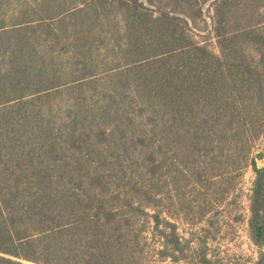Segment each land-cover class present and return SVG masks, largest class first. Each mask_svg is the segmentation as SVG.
Masks as SVG:
<instances>
[{
	"label": "trees",
	"instance_id": "1",
	"mask_svg": "<svg viewBox=\"0 0 264 264\" xmlns=\"http://www.w3.org/2000/svg\"><path fill=\"white\" fill-rule=\"evenodd\" d=\"M260 138L264 0H0V264H214L176 220L247 169L262 248Z\"/></svg>",
	"mask_w": 264,
	"mask_h": 264
},
{
	"label": "rangeland",
	"instance_id": "2",
	"mask_svg": "<svg viewBox=\"0 0 264 264\" xmlns=\"http://www.w3.org/2000/svg\"><path fill=\"white\" fill-rule=\"evenodd\" d=\"M212 13V10L210 14L205 13L204 19L209 21ZM205 20L198 21L199 27L205 25ZM195 37L205 40L213 51H217L216 41L208 30L202 32V36ZM263 148L264 138H260L254 144L255 153ZM257 165L263 167L264 159H257ZM253 178L252 170L247 169L241 180L223 198L215 196L213 192L204 193L205 196L197 191L186 193L188 199H193L197 204L195 211L200 204V207H204V213L201 219L192 211L182 215L181 219L176 220L179 232L185 238L205 241L208 256L214 264H257L260 251H264V247H257L248 234V197Z\"/></svg>",
	"mask_w": 264,
	"mask_h": 264
}]
</instances>
